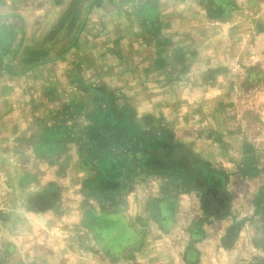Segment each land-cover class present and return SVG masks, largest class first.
Returning a JSON list of instances; mask_svg holds the SVG:
<instances>
[{
	"label": "crops",
	"instance_id": "obj_1",
	"mask_svg": "<svg viewBox=\"0 0 264 264\" xmlns=\"http://www.w3.org/2000/svg\"><path fill=\"white\" fill-rule=\"evenodd\" d=\"M234 1L224 22L210 0H0V170L13 191L0 264H209L215 249L240 248V236L245 246L243 234L264 241L260 171L238 175L253 188L245 206L233 171L209 170L188 147L189 110L218 93L206 73L223 63L210 54L248 10L249 0ZM56 26L68 41L55 57L39 47ZM173 61L180 73L166 68ZM189 160L223 175L225 216L202 210Z\"/></svg>",
	"mask_w": 264,
	"mask_h": 264
},
{
	"label": "rangeland",
	"instance_id": "obj_2",
	"mask_svg": "<svg viewBox=\"0 0 264 264\" xmlns=\"http://www.w3.org/2000/svg\"><path fill=\"white\" fill-rule=\"evenodd\" d=\"M208 1L206 0V5ZM229 3L230 6L227 0H210V10H218L221 12L222 21L229 22L230 14L236 9L234 0H229ZM246 5L249 11H244L238 19L237 23L241 25L236 30V34L228 30V36L222 37L217 42L214 48L217 50L216 54H210L213 57H219L223 63L206 73V80L211 82L210 85L213 88L212 92L215 88L218 93L214 92L215 95L209 96L212 97V102L208 101L203 105L201 112L196 108L188 112L191 114L189 119L192 121L190 130L194 135L188 147L207 164L209 170L221 172L224 176L227 172L233 171L232 178L236 192L230 188L232 195L239 194L245 206L249 205L250 191L253 188L248 181L242 183L238 175L244 172L243 176L249 179L254 176L257 169L261 174L257 183H264L263 172H261L264 170V0H249V4ZM256 22H258L257 27ZM50 38L51 45L39 48L41 51L43 48L47 49L55 57L59 56L68 40L64 39L57 26L50 33ZM160 64L166 65L165 61ZM176 64H178L176 71L180 73L185 65H180L176 61L167 65L166 68L175 67ZM129 116L140 129L145 128L143 121L138 117L137 110H131ZM213 149L220 150L221 157H215ZM201 155L204 157L202 158ZM0 172L4 175L8 187V195L5 197L6 205L4 204L3 210L0 211V214H5L12 208L13 191L9 185L7 173L4 170ZM247 208L249 209L250 206ZM241 214L243 212L235 216L238 218ZM244 215L249 218L248 212ZM195 217L198 219V216L195 215ZM258 226L261 227L260 224ZM195 235H198V231ZM243 235L247 238L245 246L246 241H243V236H240L241 242L238 249L227 252L213 249L215 253L210 254L209 264H264V260L262 263H258L257 260L261 261L264 254L261 255L255 248L261 238L254 236L253 241L249 243L250 238ZM262 242L264 244V241ZM258 255L260 256L256 258Z\"/></svg>",
	"mask_w": 264,
	"mask_h": 264
},
{
	"label": "trees",
	"instance_id": "obj_3",
	"mask_svg": "<svg viewBox=\"0 0 264 264\" xmlns=\"http://www.w3.org/2000/svg\"><path fill=\"white\" fill-rule=\"evenodd\" d=\"M227 1L230 6L229 0ZM210 14L217 19H222L221 12H219L218 10H210ZM145 149L149 151L148 153L151 157L154 155L153 153L156 149L159 150V143H150L146 146ZM162 150L168 152V150L170 151L171 149L163 144ZM178 154L182 155V153L179 152ZM171 155L172 154L168 153L167 157L169 158L171 157ZM151 158L154 160V157ZM178 161H180V159ZM192 164L193 163L191 162V160H189L188 164L183 168L186 169L187 183L193 182L195 184L194 189L199 190L200 193L203 194L201 200L202 210L209 216L215 218L225 216L228 212L229 196L224 191L223 175L217 174L213 171H207L203 166L198 167ZM254 205L258 213H264V187L255 196Z\"/></svg>",
	"mask_w": 264,
	"mask_h": 264
},
{
	"label": "built area",
	"instance_id": "obj_4",
	"mask_svg": "<svg viewBox=\"0 0 264 264\" xmlns=\"http://www.w3.org/2000/svg\"><path fill=\"white\" fill-rule=\"evenodd\" d=\"M8 195V187L4 175L0 172V211L5 203V197Z\"/></svg>",
	"mask_w": 264,
	"mask_h": 264
}]
</instances>
